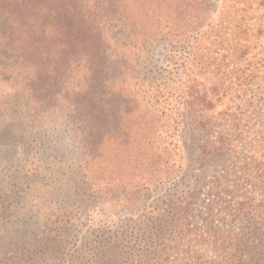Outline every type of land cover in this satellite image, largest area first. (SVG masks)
Instances as JSON below:
<instances>
[{
  "label": "trees",
  "instance_id": "obj_1",
  "mask_svg": "<svg viewBox=\"0 0 264 264\" xmlns=\"http://www.w3.org/2000/svg\"><path fill=\"white\" fill-rule=\"evenodd\" d=\"M0 87V264H264V0H0Z\"/></svg>",
  "mask_w": 264,
  "mask_h": 264
},
{
  "label": "rangeland",
  "instance_id": "obj_2",
  "mask_svg": "<svg viewBox=\"0 0 264 264\" xmlns=\"http://www.w3.org/2000/svg\"><path fill=\"white\" fill-rule=\"evenodd\" d=\"M0 89H1V87H0ZM4 121H5L4 115H3V113L0 112V122H4ZM18 147L11 149L9 146L0 145V173L1 174H2V169L5 168L6 166H10L12 162H15V159H17V157L22 153V151H21L22 147L21 146L19 148ZM109 147H112V146H110V145L107 146V149L105 150L106 154H107V162L114 164L115 159L113 158V156H114L115 149H114V147L113 148H109ZM68 152L69 151L67 150L66 153H68ZM78 157H79V155L75 152V149H72L70 151V154L68 155V158H73V159L69 160L67 164L60 165V164L64 163V162L60 161V164L57 165L58 162L56 161V162L51 163V168H49V165H44L43 166L44 169L41 172L42 175H44L45 173H50L52 170H55L59 167V169H57V171L59 172V175H57L56 173H51V175L45 176V179L50 178V180H48V182H47L48 186H49L50 181H52V180H59L60 178H63L65 176L71 177L72 176L71 170H73L74 177L78 180L79 179V177H78L79 171H77L76 169H79L78 166H80V164H81ZM68 166L70 167L69 169H67ZM115 172H117L116 167H115L112 174H114ZM84 180L85 179H83L80 183H82ZM52 186H49V188L51 189ZM49 193H51V190H49ZM109 194H115L114 190L111 189ZM35 210H36V208H35ZM111 212H113V213H111ZM97 213H98V211H97ZM121 214H122V212H120V211H117L115 213L112 210H107V208L105 206H103L99 215L101 216L102 219H104V218L105 219L106 218L117 219L119 217V215H121ZM6 235H7V230H5L4 226H0V251H2V252H5L8 249H10L9 248L10 246H8V245L4 246V243H6L4 241V238ZM33 237L35 240H39L37 233H35V236H33Z\"/></svg>",
  "mask_w": 264,
  "mask_h": 264
}]
</instances>
